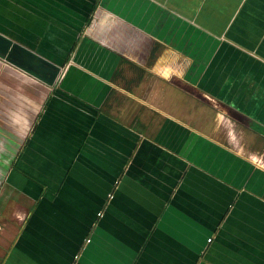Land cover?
<instances>
[{
    "label": "crops",
    "instance_id": "obj_1",
    "mask_svg": "<svg viewBox=\"0 0 264 264\" xmlns=\"http://www.w3.org/2000/svg\"><path fill=\"white\" fill-rule=\"evenodd\" d=\"M0 32L62 68L35 103L0 62V264H264V0H0Z\"/></svg>",
    "mask_w": 264,
    "mask_h": 264
},
{
    "label": "water",
    "instance_id": "obj_2",
    "mask_svg": "<svg viewBox=\"0 0 264 264\" xmlns=\"http://www.w3.org/2000/svg\"><path fill=\"white\" fill-rule=\"evenodd\" d=\"M0 59L18 67L50 87L55 86L62 70L59 65L1 32Z\"/></svg>",
    "mask_w": 264,
    "mask_h": 264
},
{
    "label": "rangeland",
    "instance_id": "obj_3",
    "mask_svg": "<svg viewBox=\"0 0 264 264\" xmlns=\"http://www.w3.org/2000/svg\"><path fill=\"white\" fill-rule=\"evenodd\" d=\"M0 62L2 63L1 64L2 66H5L6 63L10 64V63L5 62L4 60H1V59H0ZM2 66H0V67H2ZM6 71L7 70H5V72ZM3 74L5 75L4 72H3ZM26 75H29V74H26ZM29 76H31V75H29ZM14 78H12V80H10V78L8 79L9 85L14 86V87L30 86L29 83H31V82L25 80V81H22V83L19 82L17 84V80H16V78L15 79ZM37 81H38V83L35 82V87H34L35 91L37 92L36 95L34 94L35 98L33 101L35 103H39L41 98H43V96L45 95V92L48 90V85H46L45 83H42L39 80H37ZM8 82H7V84H8ZM36 87L39 88V91L36 90L37 89ZM1 115L3 116V113H1V111H0V176H1V170L4 169L5 166L9 165L10 156L12 155V152L15 150V148L18 146V145L17 146L15 145V143H17V142H11V141L15 140V137H16L15 133L12 134V130H14L15 127L10 124L9 119H7V118L2 119Z\"/></svg>",
    "mask_w": 264,
    "mask_h": 264
},
{
    "label": "built area",
    "instance_id": "obj_4",
    "mask_svg": "<svg viewBox=\"0 0 264 264\" xmlns=\"http://www.w3.org/2000/svg\"><path fill=\"white\" fill-rule=\"evenodd\" d=\"M110 197L112 198L113 196L111 195ZM100 215H101V213H100ZM88 241H89V239H88Z\"/></svg>",
    "mask_w": 264,
    "mask_h": 264
}]
</instances>
